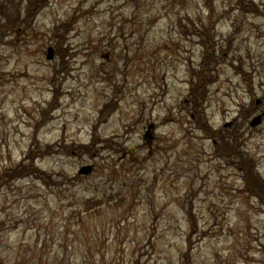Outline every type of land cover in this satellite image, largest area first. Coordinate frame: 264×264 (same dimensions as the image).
<instances>
[{"label":"rangeland","instance_id":"obj_1","mask_svg":"<svg viewBox=\"0 0 264 264\" xmlns=\"http://www.w3.org/2000/svg\"><path fill=\"white\" fill-rule=\"evenodd\" d=\"M18 3L0 0V174L36 142L90 152L35 156L58 185L0 189L2 264H264V208L190 101L207 50L217 81L200 112L233 121L264 179V120L240 119L264 98V0Z\"/></svg>","mask_w":264,"mask_h":264},{"label":"trees","instance_id":"obj_2","mask_svg":"<svg viewBox=\"0 0 264 264\" xmlns=\"http://www.w3.org/2000/svg\"><path fill=\"white\" fill-rule=\"evenodd\" d=\"M17 1H19L17 7L20 8L23 0H17ZM42 1L43 0H29L30 5L28 8V12L32 11L33 9L38 10L42 6ZM18 17L19 16H16V18ZM204 30L207 31V27H205ZM200 34L202 37H204L203 32ZM208 57L209 55L205 54L204 61L201 63L199 69L194 71L196 73L194 75V79L195 81L197 79V83H196L197 87L194 89L192 98L195 104L198 105L199 108L204 107L203 105L205 99L204 97L207 94L206 84L211 83L216 79L215 74L206 70V60ZM197 114L200 115V116L198 115L199 124L204 129L211 130L212 128L208 124L207 118H204L203 111L200 112L199 110H197ZM201 116H203V118ZM239 138L240 136L237 133L233 134L232 137L227 134L221 133L220 140L218 141L217 149H219L220 152L222 153H240L242 155V152L240 151V145L238 143ZM99 142L100 141L98 140L97 143ZM36 143H37L36 147H34V143H33L32 145L33 147L29 150L28 156H26L21 162H19L15 166L6 169L2 174H0L1 190L5 185L10 184L12 180H15L17 178H25L29 176H32L33 178H38L45 185H49V186L58 185L59 182L57 181L59 180H56L54 178V175L51 171L40 168L36 163L35 156L39 154L45 155L47 153H57V151H70V148L76 149L79 152L89 151V147L86 145H81L82 149H80L79 147L76 148L74 144L73 145L65 144V143L63 144L60 141H57V143L55 144L48 143L43 147L40 146L38 142ZM57 146L59 147L58 149ZM242 165H245V167L247 168V171L245 173V178L247 179L248 182V185H246V190L256 195L259 199H261V202L264 203V180L260 178V176L255 172L251 159L249 160V158H245L244 156H242ZM79 177L81 176L79 175ZM63 178H65L67 182L74 181L73 178L68 177L67 175H65ZM93 200H97L96 196L88 197L86 199V201H93ZM85 204L87 210H94L97 207H99V205L102 203L93 202V203H85ZM0 264H2L1 259H0Z\"/></svg>","mask_w":264,"mask_h":264},{"label":"water","instance_id":"obj_3","mask_svg":"<svg viewBox=\"0 0 264 264\" xmlns=\"http://www.w3.org/2000/svg\"><path fill=\"white\" fill-rule=\"evenodd\" d=\"M53 52H54V49H53V47H49V51H48V55H47V57L48 58H52L53 57ZM261 121V115H258V116H256L255 118H254V120L251 122L252 123V125H256V124H258L259 122ZM92 169H93V166L91 165V164H89V165H83L81 168H80V170H79V172L80 173H90L91 171H92Z\"/></svg>","mask_w":264,"mask_h":264},{"label":"flooded vegetation","instance_id":"obj_4","mask_svg":"<svg viewBox=\"0 0 264 264\" xmlns=\"http://www.w3.org/2000/svg\"><path fill=\"white\" fill-rule=\"evenodd\" d=\"M155 137V132L153 133V137L152 138H154Z\"/></svg>","mask_w":264,"mask_h":264}]
</instances>
